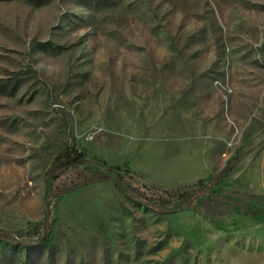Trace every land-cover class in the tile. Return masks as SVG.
Segmentation results:
<instances>
[{"label": "rangeland", "instance_id": "1", "mask_svg": "<svg viewBox=\"0 0 264 264\" xmlns=\"http://www.w3.org/2000/svg\"><path fill=\"white\" fill-rule=\"evenodd\" d=\"M203 189L264 199V0H0V264H264V215L229 202L159 213Z\"/></svg>", "mask_w": 264, "mask_h": 264}, {"label": "trees", "instance_id": "2", "mask_svg": "<svg viewBox=\"0 0 264 264\" xmlns=\"http://www.w3.org/2000/svg\"><path fill=\"white\" fill-rule=\"evenodd\" d=\"M90 162L88 156L73 147H67L58 154L47 172V196L45 205V217L42 222L43 234L39 241H46L50 231V205L53 198L62 194L73 191L79 187L99 182H112L115 184L129 199L137 204H141L147 208H151L159 213H175L188 209H194L206 218H210L213 213L205 208L201 202H197L199 197H204L205 201L211 202H229L234 207L240 209L250 216L264 215V199L254 193L240 190L220 191L215 189H203L200 192L189 194L176 202H154L143 198V194L136 188L127 185L122 177L114 176L105 171H96L92 177L73 184L70 188L61 190L57 193L50 192V179L58 171L69 168L70 166ZM0 241L11 244H24L18 240L13 234L0 227Z\"/></svg>", "mask_w": 264, "mask_h": 264}]
</instances>
